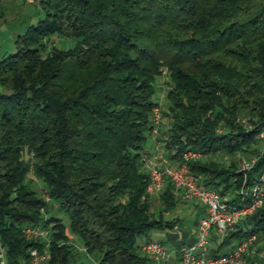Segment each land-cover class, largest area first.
<instances>
[{"label": "trees", "instance_id": "1", "mask_svg": "<svg viewBox=\"0 0 264 264\" xmlns=\"http://www.w3.org/2000/svg\"><path fill=\"white\" fill-rule=\"evenodd\" d=\"M41 3L45 16L0 58V233L12 264H35L33 249L46 248L48 239L26 236L32 223L50 229L48 264H77L68 229L102 264H154L140 239L156 227L175 248L196 240L199 216L193 226L169 215L182 199L173 181L159 214L147 189L144 153L165 89L171 156L202 149L189 162L202 184L236 204L253 199L264 173V0ZM56 33L77 42L61 48ZM253 156L242 169L241 157ZM254 232L250 264H264V202L212 251Z\"/></svg>", "mask_w": 264, "mask_h": 264}, {"label": "built area", "instance_id": "2", "mask_svg": "<svg viewBox=\"0 0 264 264\" xmlns=\"http://www.w3.org/2000/svg\"><path fill=\"white\" fill-rule=\"evenodd\" d=\"M165 90L167 91V89ZM166 91L162 92L160 103L154 109L155 126L152 131V134L160 137L165 145L166 139L170 135L167 129L161 128L165 118L163 109L166 103ZM239 119L249 124V116L246 114L240 115ZM259 137L264 139V129L259 132ZM174 149L178 150L177 147ZM205 154L202 149L188 146L182 151L181 159L176 158L178 163H173L169 155L162 149L159 152L149 148L145 150L144 159L150 171L147 187L150 195L159 194L167 180L170 179L177 186V192L182 197L196 199L204 205V212L198 225L197 238L193 243H184L179 248H175L165 243L161 237L152 236L140 239V248L154 260V264H164L171 256H177L179 264H246L248 254L257 242L258 234L254 232L231 246L230 250L219 254L212 251V248L218 245L217 241L224 239L241 217L253 212L264 202V173L255 184L253 199L243 204H236L230 202L227 195L223 194L217 187L207 186L199 181L189 162L192 159L203 157ZM243 159L242 169H250L257 158L248 160L243 157ZM248 190L249 188H246L245 191ZM47 198H50L49 194H47ZM24 231L28 238L42 237L48 239L44 250L35 247L32 251L35 264H48L50 229L41 223H32L27 224ZM0 264H12L8 259L7 246L1 233Z\"/></svg>", "mask_w": 264, "mask_h": 264}, {"label": "rangeland", "instance_id": "3", "mask_svg": "<svg viewBox=\"0 0 264 264\" xmlns=\"http://www.w3.org/2000/svg\"><path fill=\"white\" fill-rule=\"evenodd\" d=\"M45 10L42 6L41 0H4L3 6L0 7V58L6 52L14 49L15 39L19 33L25 32L27 27L33 23L38 21L41 17L45 16ZM54 43L61 47L67 48L73 46L77 42L76 37L65 36L63 34H54L52 35ZM53 44V43H52ZM168 68L164 67V70L160 76V82L166 84L168 80ZM6 87L0 84V89H5ZM247 115V114H246ZM249 116V115H247ZM263 130V129H262ZM152 143V139L149 138L148 145ZM170 150V149H169ZM253 157H248V160H251ZM243 157H241L240 167L243 166ZM146 168V165H145ZM147 169V168H146ZM37 184L41 186L42 179H36ZM256 184V183H255ZM255 184L252 186V192L254 191ZM250 189V187H248ZM163 190V189H162ZM162 190L160 192H162ZM152 203V208L158 214L161 212L163 208V204L161 203L160 193L154 195ZM56 209V208H55ZM185 213L178 206L176 210L169 212V215H177V216H186L188 215V209H185ZM59 214L63 215L67 222L70 221L68 215L64 212H59ZM198 216L197 213L193 214L191 218L186 216L187 223L194 226L193 220ZM71 237L68 241H71L75 244L76 248L80 251L78 254L77 264H102L100 261V252L95 251L93 253L88 252L85 247L84 240L82 237L78 236L75 233H72L68 229ZM168 231L161 227H156L151 230V235L154 237H167ZM142 249V248H141ZM258 243L256 242L253 246V250L249 254H253V252L257 251ZM144 253V251L142 250ZM248 254V255H249ZM164 264H177V259L173 256L169 258L168 261H165ZM179 264V263H178ZM246 264H250L249 257H247Z\"/></svg>", "mask_w": 264, "mask_h": 264}, {"label": "crops", "instance_id": "4", "mask_svg": "<svg viewBox=\"0 0 264 264\" xmlns=\"http://www.w3.org/2000/svg\"><path fill=\"white\" fill-rule=\"evenodd\" d=\"M3 4H4V0H0V7L3 6ZM167 120L168 119L165 117L163 120V124L161 125L162 129L167 128ZM149 138L152 139V143H150V145L147 144V148L152 149L155 152H159V150L162 149V150H164L165 153H167L169 155V157L173 163H178V160L175 157L173 158L171 156V150H169V148H167V146L163 143V141L161 140L160 137H156L154 134H150ZM179 207L181 208V210L184 213L186 212L185 209L186 208L188 209V215H186V216H188L189 218H191L192 215L195 213H197V215L199 217H201V215L204 212V205L201 204L196 199H186V198L182 197L181 202L179 204ZM176 259H177V256H176ZM177 264H178V261H177Z\"/></svg>", "mask_w": 264, "mask_h": 264}]
</instances>
